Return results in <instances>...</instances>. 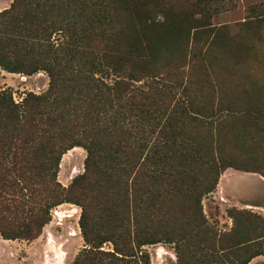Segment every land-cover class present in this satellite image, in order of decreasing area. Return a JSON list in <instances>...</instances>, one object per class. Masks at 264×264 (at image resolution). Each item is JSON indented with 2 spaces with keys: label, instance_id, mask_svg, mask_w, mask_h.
<instances>
[{
  "label": "rangeland",
  "instance_id": "obj_1",
  "mask_svg": "<svg viewBox=\"0 0 264 264\" xmlns=\"http://www.w3.org/2000/svg\"><path fill=\"white\" fill-rule=\"evenodd\" d=\"M15 1L0 0V12ZM54 1L58 3L49 17L56 25L48 35L54 52H62L71 38L68 26L90 35L88 23L95 15L115 28L114 36H91L78 49L99 56L119 51L120 59L99 57L101 65L91 71L109 85L118 79L130 81L147 95L138 99V106L144 103L154 119L143 133L138 118L142 133L135 140L145 135L149 143L135 152L148 156L146 167L161 174L146 189L135 185V214L141 216L136 231L108 222L103 207L113 195L107 190L97 193L95 175L83 190L79 180L86 170V146L96 138L94 120L111 129L121 120L122 103L114 95L100 99L91 82L67 83L75 113L54 136L43 139L35 150L38 161L23 170L27 180L9 191L14 201L0 207L4 227L16 221L34 230L44 205L49 206L48 221L34 239H5L0 234V264H55L59 255L64 264H111L115 256L128 264H179V259L187 264H264V0ZM7 23L0 17V31L14 36V29L5 30ZM24 47L20 44L17 51L25 52ZM81 51L75 53L76 67L88 60ZM50 81L45 69L27 74L0 64V91L9 89L15 103L29 93L45 94ZM97 101L99 106H93ZM83 112L87 118L76 116ZM206 163L215 165L207 177L215 184L201 198L206 229L191 235L199 242L194 254L182 258L179 244L164 239L138 245L135 235L160 238L167 231L195 227L190 206ZM51 189L56 197L49 196ZM145 196L149 199L143 204ZM117 247L128 255L117 253Z\"/></svg>",
  "mask_w": 264,
  "mask_h": 264
},
{
  "label": "trees",
  "instance_id": "obj_2",
  "mask_svg": "<svg viewBox=\"0 0 264 264\" xmlns=\"http://www.w3.org/2000/svg\"><path fill=\"white\" fill-rule=\"evenodd\" d=\"M71 1L81 5L87 2V0ZM92 2L94 3V1ZM57 3L54 0H16L11 8L0 12V17H5L8 21L5 30L14 29L16 31L14 36L9 32L0 31V64L8 71L25 72L27 74L45 69L51 79L50 87L45 94L29 93L22 103L14 102L9 89L0 91V207L6 208L9 202L14 201L13 194L9 191L15 192V189L19 186V181L27 180L28 176L23 170L27 166H33L38 161L35 150L37 151L42 146L43 139H50L54 136L56 130L62 126L65 127L70 122V117L75 113L76 110L72 108L73 99L67 90L71 86L67 83L87 81L94 84L93 87L99 91L100 99L114 95L122 103V116L120 117L121 120L109 130L102 128L99 119L94 120L96 138L86 146L88 156L85 163V173L79 180L82 181L81 188L83 190L85 184H90L91 176H97V189L100 188V192L97 193L102 194L101 191L107 190L108 193L113 195L108 201L109 204L103 207V210L110 215L107 219L108 222H113L116 226L125 227L126 229L131 227L136 231L141 225V216L135 214V185L138 183L143 184L146 189L149 182L156 177L159 178L161 174L158 173L157 175L156 170H150L146 167L148 156L141 158L135 152L138 146L143 148L149 143L148 137L145 135H140L138 142L135 140L137 134L140 133V129L136 124L138 118L143 123L141 125L143 133L146 132L147 125H151L150 120L154 119L150 116L149 111L142 106L144 103L139 104L142 107L138 106V101L146 100L147 95L139 91L130 81L118 79L112 85H109L102 80L103 78L95 76L96 71H91L101 65L99 57L106 61L110 57H120L118 50L113 54L104 52L102 56H99L94 50L81 51L78 49L80 43H83L84 39L86 41L91 40V36L99 37L106 34L114 36L115 28L111 24L105 26L102 20L96 19V15L94 20L88 23L87 29L90 35L85 33L79 35L73 25L72 27L68 26L66 30L68 32L72 31L71 38L66 41L62 52H54L52 49L54 46L50 43L48 35L51 29L55 28L56 22L50 19L51 15L49 13L51 14L56 9ZM108 39L113 43L116 41L115 37L110 36ZM30 41L33 42L30 44L28 43ZM11 44L12 46H10ZM20 44L25 45V52L20 53L17 51ZM11 47H15L16 50ZM80 51L82 52L81 56L84 55L88 60L82 61L76 67L73 61L75 53ZM86 66L88 68L84 69ZM80 106H82V102ZM93 106L98 107L99 101ZM76 116L84 119L87 118L88 113L83 112ZM135 117L137 119H134ZM75 145L73 144V146ZM59 160L60 157L56 159V165H58ZM214 166L213 163L205 164L204 172L206 170V173L203 174L201 188L197 199L195 198V204L192 207L190 206V208H193L192 217L190 218L192 219L191 224L195 227L190 230L167 231L164 233V237L160 238L154 235L148 237L135 235L134 240L137 241L138 245L141 246L164 239L179 244V254L181 256L182 251V258L185 255L194 254L195 248L199 247V242L195 240L196 236L191 237V235H196L193 234V231L197 229L198 232L206 229V220L200 202L203 196L214 190L215 181L207 179L209 171ZM132 174L134 176L129 179ZM50 191L49 196L51 198L56 197L57 191L53 189ZM144 194L146 193L144 192ZM148 199L149 196H145V199L142 198L141 202L143 204L147 203ZM48 208L49 206L46 205L40 208L34 230L28 224L24 225L16 221L9 223L8 227H4L0 223L1 236L5 239H34L48 221L46 215V209ZM84 209L87 210V206H84ZM190 219H186V225L190 222ZM86 226V216L83 214L81 227L84 234L87 232ZM209 232L207 230V234H210ZM105 240L110 239L106 237ZM208 249L212 250L211 248ZM116 252L128 255L124 253L126 251L123 247H117ZM110 262L111 264L129 263V261L118 256H115V259H111ZM179 264L187 263H185V259H179Z\"/></svg>",
  "mask_w": 264,
  "mask_h": 264
},
{
  "label": "bare ground",
  "instance_id": "obj_3",
  "mask_svg": "<svg viewBox=\"0 0 264 264\" xmlns=\"http://www.w3.org/2000/svg\"><path fill=\"white\" fill-rule=\"evenodd\" d=\"M62 254V253H61ZM64 255V254H63ZM63 260H64V257L62 256V255H59V257H58V259H57V262L56 261H54V262H56L55 264H64L63 263ZM53 264V263H52Z\"/></svg>",
  "mask_w": 264,
  "mask_h": 264
}]
</instances>
